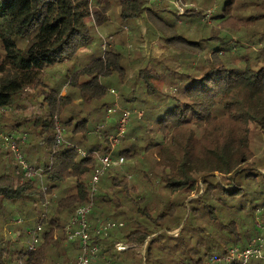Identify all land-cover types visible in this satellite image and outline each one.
Here are the masks:
<instances>
[{
	"label": "trees",
	"instance_id": "1",
	"mask_svg": "<svg viewBox=\"0 0 264 264\" xmlns=\"http://www.w3.org/2000/svg\"><path fill=\"white\" fill-rule=\"evenodd\" d=\"M186 2L0 0V132L25 134L41 175L26 178L0 139V264H74L80 241L65 225L90 201L91 228L116 225L90 231L89 264H209L264 239V0H223L220 12ZM183 20L218 48L187 41ZM105 79L130 112L113 148L121 110L107 114ZM107 154L122 163L91 196Z\"/></svg>",
	"mask_w": 264,
	"mask_h": 264
},
{
	"label": "built area",
	"instance_id": "2",
	"mask_svg": "<svg viewBox=\"0 0 264 264\" xmlns=\"http://www.w3.org/2000/svg\"><path fill=\"white\" fill-rule=\"evenodd\" d=\"M182 11V10H180ZM110 93L115 97V103L112 107L107 110V114H113L121 110L119 107L117 99L118 94L114 89H110ZM120 117L118 119V129L117 133L110 135L109 141L111 143V148H113L119 141V138L124 134L125 128L128 122V118L130 116V112L128 110H121ZM140 115V114H139ZM103 128V125H97L96 131H99ZM56 139L55 145L59 144L63 140V132L59 126L56 125ZM25 134L21 135L20 140L11 137L5 136L0 132V139L2 140V145L5 149L9 150L14 159L18 162L23 175L26 178H39L41 179L40 170L34 169L30 166L20 150L19 145L25 141ZM78 151L81 154H85L86 152L80 148ZM100 167L95 170V174L92 176L90 192L91 196L96 191V185L99 181L100 175L103 173L104 169L109 167L111 164H121L122 159L113 160L110 157V154L99 157ZM42 184V183H41ZM92 211V202L90 201L88 204L78 208L74 214L70 217L69 221L65 225V234L68 240H73L78 238L80 241V254L74 262V264H89L91 258L96 254L97 248L91 244L90 241V231L92 230L95 234H107V231L115 227V223L111 221H107L105 223L99 224L95 228H91L88 221V215ZM22 220L20 218L16 219L14 223H21ZM121 225V224H120ZM41 232V226H36L32 229L28 230V234L30 236V241L28 244V249L33 250L35 246L39 242V235ZM121 247H118L120 249ZM234 258L239 259L240 264H252L253 260H264V239L258 238L257 241H252L251 245L247 247L244 251H240L239 248H233L230 251V257L224 258H213L211 259L209 264H221L223 262H230Z\"/></svg>",
	"mask_w": 264,
	"mask_h": 264
},
{
	"label": "rangeland",
	"instance_id": "3",
	"mask_svg": "<svg viewBox=\"0 0 264 264\" xmlns=\"http://www.w3.org/2000/svg\"><path fill=\"white\" fill-rule=\"evenodd\" d=\"M185 1H188V2H186V3H189L190 1L191 2H193V3H195L194 5H195V7L198 9V8H203V9H205V8H209L210 7V9H211V12H215V11H217V12H220L221 11V8L223 7L222 6V2H223V0H185ZM250 2H251V0H245V2L243 3V4H250ZM176 7H178V9L179 10H182L183 8H180L179 6H176ZM253 5H250V6H248V7H246V8H243V9H239V14L236 12V14H237V16H239V17H241V16H250L251 14H252V12H253ZM262 20H264V17L262 18ZM173 21H174V17H173ZM138 23L141 25V27H142V31H144L145 30V27H144V24H143V21L142 20H138ZM251 23H253V21H251ZM182 25L179 27V29H181L182 27H184V26H187V28H183L184 30H185V33L186 34H190L189 36L187 35V37L185 36V38L187 39V41H190V42H200V43H202V44H204L205 46H206V51L210 48V49H215V48H218V44L220 43V39H218V38H211V39H208V40H206L205 39V37H202V38H200L199 36L201 35V32H199V31H197L195 34L193 33V31H191L192 30V28H193V26H190L189 27V25H191L192 23H189L188 21H185V20H183L182 21V23H181ZM189 27V28H188ZM111 29V26H109L101 35H103V36H107L110 32L108 31V30H110ZM125 29V31L127 30V28H124ZM253 29V31L255 30V28H252ZM194 30V29H193ZM126 33L129 35L130 34V31H126ZM201 39H204V40H201ZM126 41H127V43H128V45H130L131 46V44H130V42H131V39H130V37L128 36L127 37V39H126ZM152 43V45H153V43L154 44H156V43H158L157 41H152L151 42ZM150 43V44H151ZM142 45H141V47H142V50H143V53H146L147 52V50H148V45H150V44H148V43H146V42H142L141 43ZM159 45V44H158ZM161 49H162V46H156L155 47V50H156V53L157 52H160L161 51ZM107 84H110L111 86V88L112 89H114V90H116V93L117 94H120V91H121V88L122 87H118L117 85V83H116V81L115 80H109V79H105L104 80ZM65 88V87H64ZM64 92H65V90L63 89V91H62V94H64ZM109 99L112 101V102H114L115 101V98L113 97V96H111L110 95V97H109ZM118 102H119V100H118ZM114 118V117H113ZM132 119V118H131ZM131 119L129 120V122L131 121ZM128 127H129V123H128V125H127V128H126V131H127V129H128ZM21 220H22V218H21ZM23 221V220H22ZM7 232V231H6ZM5 232V233H6ZM255 262V264H258V261L257 260H255L254 261ZM237 264H240V263H237Z\"/></svg>",
	"mask_w": 264,
	"mask_h": 264
}]
</instances>
